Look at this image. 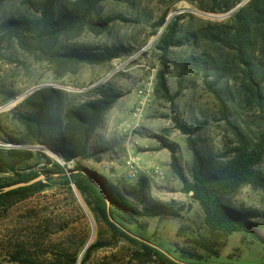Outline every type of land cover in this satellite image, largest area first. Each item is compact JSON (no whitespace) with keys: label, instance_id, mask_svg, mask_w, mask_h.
Returning <instances> with one entry per match:
<instances>
[{"label":"rangeland","instance_id":"374dc122","mask_svg":"<svg viewBox=\"0 0 264 264\" xmlns=\"http://www.w3.org/2000/svg\"><path fill=\"white\" fill-rule=\"evenodd\" d=\"M40 1L8 0L0 9V23L15 16L37 15ZM211 1L106 0L100 14L94 17L95 21H106V29L101 34L85 31L69 45L119 49V57L103 65H82L77 74L62 78H56L46 63L34 62L14 44H5L1 48L5 59L0 60V136L26 140L23 128L12 116L20 110L24 99L40 88L61 90V106L65 107L94 97L95 89L106 85L123 97L106 114L90 143L94 156L82 165L116 187H133L139 178L145 177L146 194L151 201L185 206L180 220L132 219L124 215L120 219L123 224L135 235L184 262H194L190 257L195 255L209 264H264L263 247L245 233H209L200 207L183 192L181 182L170 168L169 151L161 149L154 138L159 136L178 147L180 165L190 178L191 152L174 120L192 129L199 122L206 123L192 137L208 170L225 163L233 147L232 135L221 119L214 91L226 99L232 121L250 135L259 129L258 109L246 101L243 92V65L226 35L233 15L250 0H241L229 12H222ZM226 1L236 2L217 0V3L223 8ZM162 17L165 22L159 26ZM172 19L178 20L183 44L170 50L166 77L170 94L175 98L167 102L155 94L156 73L160 69L155 44ZM255 34L261 47L257 49L255 63L264 71V29L256 30ZM192 57L213 58L223 68L222 76L205 78L200 70L191 67L179 88L182 67ZM143 89L149 90L150 97L142 116L136 120L132 111L140 99L138 92ZM0 147L41 151L66 172L75 168V161L55 160L43 145L0 141ZM129 156L139 162L133 180L127 178L125 163ZM41 167L35 159L21 169L38 172ZM256 170L264 175V161ZM10 177L11 174H0V181ZM44 183L49 187L43 192L8 209L0 207V264H50L60 254L74 253L80 264L87 247L102 241L110 246L93 252L85 264H141L131 259L138 246L122 237H113L108 224L93 211L95 200L90 190L83 194L57 176ZM231 204L256 210L264 219L261 189L244 186ZM204 240L215 243L216 256L201 249Z\"/></svg>","mask_w":264,"mask_h":264},{"label":"trees","instance_id":"16d2710c","mask_svg":"<svg viewBox=\"0 0 264 264\" xmlns=\"http://www.w3.org/2000/svg\"><path fill=\"white\" fill-rule=\"evenodd\" d=\"M8 0H0V9ZM106 0H41L38 14L34 16H15L0 23V60L1 48L5 44H14L22 53L34 62H44L50 66L56 78L77 74L82 65H103L119 57V49L110 47L85 48L69 45L85 31L101 34L107 27L106 21H95L100 14L102 3ZM120 1V0H110ZM241 0L226 1L222 5L217 0L212 4L222 12L231 11ZM165 17L159 21V26ZM264 29V0H250L233 15L227 32V39L237 53L243 65L242 87L246 101L258 109L260 126L254 135H250L237 122L230 119V109L220 92L214 91L221 119L232 135L233 147L229 159L216 169L208 170L206 161L200 153L193 134L204 126L197 123L193 129L174 120L175 127L186 137V145L191 152L192 164L190 178L186 176L177 156L178 147L166 139L154 136L161 149L170 153V168L182 184L184 193L198 204L203 215V224L211 235L245 233L264 250V219L258 211L249 207H235L231 200L244 186L264 191V175L256 168L264 161V71L255 63L257 49H260L256 30ZM183 44L179 37L177 19L168 22L158 37L155 49L159 52L160 69L156 73L155 94L167 102L175 98L170 94L167 80L169 54L172 48ZM197 68L205 78L222 76L223 68L213 58H189L182 67L178 86L182 87L188 68ZM216 82V81H215ZM9 96L8 99L12 98ZM63 93L54 88H40L24 99L20 110L12 118L23 128L26 140L14 136L1 137L6 144H39L51 149L60 161H75L74 170L66 176V170L59 163L52 161L41 151L26 149H8L0 147V174H11L12 179L0 181V192L4 187L27 183L44 176V179L29 186L0 193V207L8 209L26 200L32 195L43 192L57 176L66 185L73 184L81 192H90L94 196L93 211L108 224L113 237H122L138 246L131 259L141 264H209L201 257H190L194 262H184L168 251L142 239L131 232L120 220L121 216L135 218H171L182 219L184 205L174 202L162 203L151 201L146 194L148 181L138 179L133 187H116L106 182L97 173L88 170L82 162L91 159L94 153L90 143L96 131L102 125L106 114L123 94L106 85L97 87L94 97L76 105L61 106ZM44 149V150H45ZM101 151H96V154ZM38 160L40 171L21 169V166ZM86 172L103 190L107 202L86 177ZM192 193V195H190ZM112 220V221H111ZM158 247H154V246ZM110 246L108 242H96L87 247L80 264H85L90 255L101 248ZM215 243L202 241L201 249L216 256ZM50 264H78L77 254H60Z\"/></svg>","mask_w":264,"mask_h":264},{"label":"built area","instance_id":"2783aa9c","mask_svg":"<svg viewBox=\"0 0 264 264\" xmlns=\"http://www.w3.org/2000/svg\"><path fill=\"white\" fill-rule=\"evenodd\" d=\"M138 96L140 99L132 111V117L136 120H139L142 116L146 104L148 103L150 92L147 89H143L138 92ZM125 165L127 170V178L130 180L136 178V174L139 171V162L137 161V159L133 156H129Z\"/></svg>","mask_w":264,"mask_h":264},{"label":"water","instance_id":"95a60500","mask_svg":"<svg viewBox=\"0 0 264 264\" xmlns=\"http://www.w3.org/2000/svg\"><path fill=\"white\" fill-rule=\"evenodd\" d=\"M71 173L69 172H66L65 175L66 176H69ZM83 174L89 178V180L94 184V186L96 187V189L99 191V193L102 195V197L105 199V201L107 202V206H109V202L107 200V197L105 196L103 190L100 188V186L86 173V172H83ZM44 179V176L40 175L38 176L37 178L33 179L32 181H29L27 183H19V184H15V185H12V186H8V187H4L0 193H5V192H8V191H11V190H14V189H17L19 187H25V186H29L35 182H38L40 180ZM190 195H192V193H190ZM112 221V220H111ZM154 246V245H152ZM156 247V246H154ZM158 248V247H156ZM159 249V248H158Z\"/></svg>","mask_w":264,"mask_h":264},{"label":"bare ground","instance_id":"6f19581e","mask_svg":"<svg viewBox=\"0 0 264 264\" xmlns=\"http://www.w3.org/2000/svg\"><path fill=\"white\" fill-rule=\"evenodd\" d=\"M47 151L55 160H60L59 156L54 151H52L51 149H47Z\"/></svg>","mask_w":264,"mask_h":264}]
</instances>
